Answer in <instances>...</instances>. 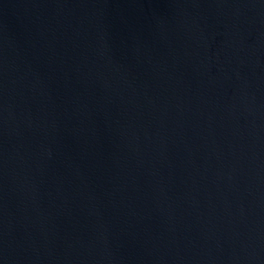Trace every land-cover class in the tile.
<instances>
[{
	"label": "water",
	"instance_id": "obj_1",
	"mask_svg": "<svg viewBox=\"0 0 264 264\" xmlns=\"http://www.w3.org/2000/svg\"><path fill=\"white\" fill-rule=\"evenodd\" d=\"M0 264H264V0H0Z\"/></svg>",
	"mask_w": 264,
	"mask_h": 264
}]
</instances>
